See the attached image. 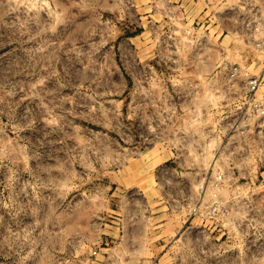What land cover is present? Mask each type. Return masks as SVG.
I'll use <instances>...</instances> for the list:
<instances>
[{"label":"rangeland","instance_id":"rangeland-1","mask_svg":"<svg viewBox=\"0 0 264 264\" xmlns=\"http://www.w3.org/2000/svg\"><path fill=\"white\" fill-rule=\"evenodd\" d=\"M243 1L0 0V264H264Z\"/></svg>","mask_w":264,"mask_h":264},{"label":"built area","instance_id":"built-area-1","mask_svg":"<svg viewBox=\"0 0 264 264\" xmlns=\"http://www.w3.org/2000/svg\"><path fill=\"white\" fill-rule=\"evenodd\" d=\"M238 15V32L261 53L258 59L259 72L244 79L245 85L241 102L226 122L230 137L240 138L245 147L255 146L259 155L264 156V95L260 88L264 83V6L250 0L243 1ZM257 62V61H256ZM238 64L231 72L237 74Z\"/></svg>","mask_w":264,"mask_h":264}]
</instances>
